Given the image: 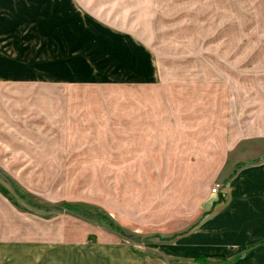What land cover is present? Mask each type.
<instances>
[{
  "label": "rangeland",
  "instance_id": "374dc122",
  "mask_svg": "<svg viewBox=\"0 0 264 264\" xmlns=\"http://www.w3.org/2000/svg\"><path fill=\"white\" fill-rule=\"evenodd\" d=\"M115 2L112 14L110 6H102L100 19L126 30L139 47L115 57L88 56L73 53L69 38L66 51L51 49L36 57L27 49L18 55L16 69L5 71L10 79L0 80V264H181L223 258L181 257L163 247L184 253L205 249L177 243L227 202L230 179L264 164V0ZM79 37L77 46L89 50L85 42L91 34L81 30ZM117 57L116 64L130 68L117 69L114 78L97 75L95 68ZM154 77L162 80L156 90L134 81ZM185 89L198 92L183 94ZM153 117L163 121L166 134L157 144L166 157L158 159L153 151L147 158L146 143L138 140V121ZM171 129L179 134L169 141ZM183 130L192 132L185 136L192 151L183 148L188 146L180 140ZM220 145L233 147L226 157L240 162L202 166L203 157ZM170 152L175 158L165 154ZM179 157L194 163L193 182L177 180L178 166L169 163L182 161ZM220 168L227 179H212ZM249 178L236 190L264 194V173ZM255 205L264 208L260 199ZM241 211L244 219L220 224L229 232L218 234V225L210 224L182 243L241 242L256 219L248 205ZM99 212L125 233L92 216ZM263 245L223 259L235 264Z\"/></svg>",
  "mask_w": 264,
  "mask_h": 264
},
{
  "label": "crops",
  "instance_id": "0c3cea01",
  "mask_svg": "<svg viewBox=\"0 0 264 264\" xmlns=\"http://www.w3.org/2000/svg\"><path fill=\"white\" fill-rule=\"evenodd\" d=\"M115 4V0H0V80L10 79V73H6L5 71L10 70L11 72V70L16 69H12V67H15L13 65L21 59L18 55L27 49H29L31 53L35 52L37 55L36 57L45 55L47 51L51 49L58 50L59 52L66 51V39L69 38L74 41L73 53H78V50H80V53L82 52L81 54L88 56L90 55L88 53H91L115 57L118 54L122 55L125 50L128 51L130 48L139 47V43H135L126 30L115 28L108 23L102 22L104 20L100 19L105 12L102 6H110L109 14H112L114 10L111 9V6L113 7ZM36 18H39L40 21H46V24L42 26L41 23H39L40 21ZM81 30L91 34V38L85 42H90L91 48L89 50H83L77 46L78 44L76 41L78 38L80 39L79 34ZM37 32H39V39L34 42L33 40L38 34ZM46 37L48 41H44ZM70 45L72 44H69V46ZM36 57L31 58L33 59ZM118 60H120L118 57L116 59H105V67L99 65L95 68V71L98 70L97 75L114 78V73L117 72V69L130 68L128 66L116 64L115 62ZM185 80L188 82L192 81L191 79ZM134 81L137 83L139 82L138 85L149 86L151 89L156 90L155 86H161L160 82L162 80L154 77L137 78L134 79ZM200 85L202 86L203 84L197 83V86ZM193 89H185L186 91H183V94H197L198 91ZM158 90L160 89L158 88ZM153 118L155 120L138 121V140L140 143L141 140L146 143L147 149H144V151L147 158H149V152L153 151V156L155 159H158L166 157L162 156L163 149L157 146V144L162 145L164 141L163 136L166 134L162 131L161 124L163 121H161V119L156 121V118ZM146 119H149V117ZM171 131H174V133L167 134V139H169V136H174V138H176L175 135L179 134L175 129H171L168 132ZM181 133L183 138H180V140L185 141L189 146H183V148L187 149V152L189 150L192 151V142L188 144V139L185 138L186 135L192 134V132L183 130ZM238 136H240V134ZM170 139L172 138L170 137ZM170 139L169 141H172ZM178 140L174 141V145ZM150 144L153 145L152 149H149ZM232 148L233 147L230 146L220 145L217 153L212 154L211 152L207 154V157H203L204 161H202L201 165L206 167L236 165L240 162L238 158H236L237 162L234 160L233 163V158L235 157H226V155H229L228 151H231ZM204 149H207V146H205ZM141 154H143V150ZM165 154L169 155L170 158H175L171 156V152L170 154ZM179 158L182 161L169 163L170 165L178 166L175 170L178 176L177 180L181 183L193 182L195 175L192 165H194V163L190 158ZM162 164L165 165L167 163ZM189 166L190 168H188ZM263 173L264 164L240 170L236 176L230 179L227 185V190L229 192V199L227 202L217 206L212 214L196 230L177 243L185 247H198L203 245L205 249L194 253L173 251L169 249L168 246L163 247V249L169 250L173 255L187 258L207 255L231 259L236 255L244 253L246 250L248 251V247L251 245L264 241V233H260V230L264 227V219H262L264 208H258L255 205L258 199L264 202V194L256 193V195H253V193L248 194L244 190H242L241 193L236 190L239 185L238 182L246 185L248 184L247 179H249V181L252 179L249 178V176H261ZM171 174L172 170H170V175ZM228 176L229 174H227L224 169L222 170L220 168L218 171L215 170L214 174H212V177H214L212 179L223 181L226 180ZM210 178V173L208 172L205 181L210 182ZM246 205H248L249 212L255 216L256 219L251 222L253 227L249 230L248 237L241 242L182 243L197 236L210 224L218 225V234L229 232V229L221 227L220 224L230 217L243 218L241 209L245 212ZM230 246H233V250H229ZM235 264H264V245L249 251Z\"/></svg>",
  "mask_w": 264,
  "mask_h": 264
},
{
  "label": "trees",
  "instance_id": "16d2710c",
  "mask_svg": "<svg viewBox=\"0 0 264 264\" xmlns=\"http://www.w3.org/2000/svg\"><path fill=\"white\" fill-rule=\"evenodd\" d=\"M103 212L97 213L95 217L97 220L101 222H105L111 229L118 231L120 233H125L122 229H120L112 220V218L109 215L102 214ZM207 263H224L226 264V259L223 258H210V257H198L194 261H182L181 264H207Z\"/></svg>",
  "mask_w": 264,
  "mask_h": 264
},
{
  "label": "built area",
  "instance_id": "2783aa9c",
  "mask_svg": "<svg viewBox=\"0 0 264 264\" xmlns=\"http://www.w3.org/2000/svg\"><path fill=\"white\" fill-rule=\"evenodd\" d=\"M219 189H220V187H219V185H218L217 187H215V188L213 189V191H212L213 194L217 195Z\"/></svg>",
  "mask_w": 264,
  "mask_h": 264
}]
</instances>
